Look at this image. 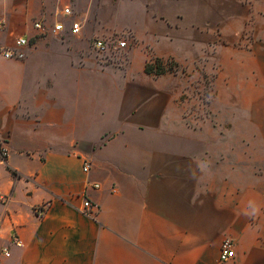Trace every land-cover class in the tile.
Returning <instances> with one entry per match:
<instances>
[{"label": "crops", "instance_id": "obj_1", "mask_svg": "<svg viewBox=\"0 0 264 264\" xmlns=\"http://www.w3.org/2000/svg\"><path fill=\"white\" fill-rule=\"evenodd\" d=\"M243 24L264 30V0H0V264H264V116L236 132L233 114L197 117L183 98L206 49L260 66L215 40ZM116 34L128 48L104 59L93 42ZM16 38L25 58H4ZM154 59L176 67L148 74ZM249 73L215 76L226 109H264V69Z\"/></svg>", "mask_w": 264, "mask_h": 264}, {"label": "rangeland", "instance_id": "obj_2", "mask_svg": "<svg viewBox=\"0 0 264 264\" xmlns=\"http://www.w3.org/2000/svg\"><path fill=\"white\" fill-rule=\"evenodd\" d=\"M217 32L215 40L219 45H230L238 49L248 50L251 53H259L261 60V62H259L260 66L257 65V62L250 57H243L241 59L240 67L235 66L233 61L224 62V64L221 65L220 62H217L211 57V54L214 53L213 49H206L207 53L203 54L202 58L196 61L193 65V68L197 73L196 76H193L192 73H186L187 92L184 93L183 98L190 103L187 112L189 114H195L197 117L203 118L207 115H211V112H214V114L221 118L230 117L231 114H233V116L237 117L238 120L234 125V131L241 132L245 129V125H242L241 118L244 116V118L249 117L250 120H256L259 116H264V109L250 107L248 112L239 108H235L234 111L232 109H226L225 100L227 94L224 92L221 94L215 93L213 90V84L215 76H217L219 71L225 70V68L247 70L250 72V80L256 81V72L258 67L264 69V30H258L255 27L247 29L243 24L237 30V34L234 35L233 38H228L229 40L223 38L219 30ZM102 57H111V59L115 57L117 59H121L122 55H113L110 57L102 55ZM164 67L166 69H175L176 63L173 61H167L164 62ZM235 95H237L240 100H244L248 103L253 99L255 100L258 93L241 92ZM249 132H263V126L251 124L249 126Z\"/></svg>", "mask_w": 264, "mask_h": 264}, {"label": "built area", "instance_id": "obj_3", "mask_svg": "<svg viewBox=\"0 0 264 264\" xmlns=\"http://www.w3.org/2000/svg\"><path fill=\"white\" fill-rule=\"evenodd\" d=\"M64 15H70L71 10L69 8H65L63 10ZM79 26L80 24L74 23L72 24V32L78 33L79 32ZM34 27L38 30H43V27L40 23H35ZM63 30V25H55L52 29L53 33H57L59 31ZM131 40V37L127 34H116L112 36L110 39L104 40V39H96L93 42V48L101 55L104 56H113V55H122L124 51L128 48L129 41ZM28 45V41L25 38H16L14 40V47L12 49H5L2 50V56L9 60H23L25 58V51L24 48ZM7 148L5 147V140L0 139V157L5 158L7 156ZM84 172L89 171V163L87 161L83 162L82 167ZM94 188H97V185L93 186ZM85 196V195H83ZM0 202H5V197L0 196ZM92 205L89 201H87L83 197V203H82V210L86 214H90V209ZM35 216L42 218L46 213V208L44 206L36 207L33 210ZM13 243L14 245L21 247L22 243L17 237H13ZM4 255H8V251L4 252ZM234 256V245L233 241L230 239H225L220 248V261L226 262L230 259H232Z\"/></svg>", "mask_w": 264, "mask_h": 264}, {"label": "trees", "instance_id": "obj_4", "mask_svg": "<svg viewBox=\"0 0 264 264\" xmlns=\"http://www.w3.org/2000/svg\"><path fill=\"white\" fill-rule=\"evenodd\" d=\"M167 70H172L171 68L166 69L164 67V61L160 59H154L152 62H147L145 66V71L148 74L158 76L164 74Z\"/></svg>", "mask_w": 264, "mask_h": 264}]
</instances>
